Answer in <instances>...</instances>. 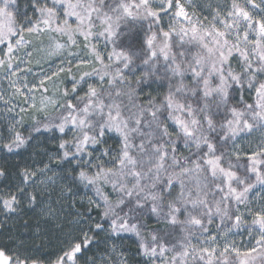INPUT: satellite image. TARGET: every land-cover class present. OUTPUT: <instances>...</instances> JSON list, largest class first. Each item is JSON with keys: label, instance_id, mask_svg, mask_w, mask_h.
Returning a JSON list of instances; mask_svg holds the SVG:
<instances>
[{"label": "snow or ice", "instance_id": "snow-or-ice-1", "mask_svg": "<svg viewBox=\"0 0 264 264\" xmlns=\"http://www.w3.org/2000/svg\"><path fill=\"white\" fill-rule=\"evenodd\" d=\"M0 110V264H264V0H0Z\"/></svg>", "mask_w": 264, "mask_h": 264}, {"label": "trees", "instance_id": "trees-1", "mask_svg": "<svg viewBox=\"0 0 264 264\" xmlns=\"http://www.w3.org/2000/svg\"><path fill=\"white\" fill-rule=\"evenodd\" d=\"M16 163H17L16 160H11V159L8 160L7 162H5L3 160V158L0 157V165H3V166H5V167H7L13 171L15 170V164ZM6 235L7 234L0 236V244H9V246H11L10 242L6 239ZM53 244H54L53 247L45 250L47 253L52 254V253H55L56 251H58V249L60 247V243L58 241H56L55 237H53ZM133 251H134V248H133Z\"/></svg>", "mask_w": 264, "mask_h": 264}, {"label": "rangeland", "instance_id": "rangeland-1", "mask_svg": "<svg viewBox=\"0 0 264 264\" xmlns=\"http://www.w3.org/2000/svg\"><path fill=\"white\" fill-rule=\"evenodd\" d=\"M218 2H221V3H223V0H218ZM0 111H2V110H0ZM246 239V238H245Z\"/></svg>", "mask_w": 264, "mask_h": 264}]
</instances>
